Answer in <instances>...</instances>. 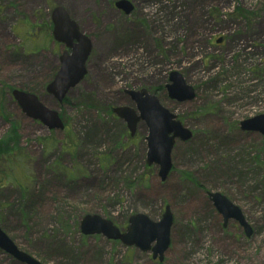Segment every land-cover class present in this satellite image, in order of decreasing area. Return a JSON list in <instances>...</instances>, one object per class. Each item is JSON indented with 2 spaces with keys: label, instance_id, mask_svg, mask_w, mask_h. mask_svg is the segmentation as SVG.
I'll use <instances>...</instances> for the list:
<instances>
[{
  "label": "rangeland",
  "instance_id": "rangeland-1",
  "mask_svg": "<svg viewBox=\"0 0 264 264\" xmlns=\"http://www.w3.org/2000/svg\"><path fill=\"white\" fill-rule=\"evenodd\" d=\"M0 0V226L43 264H264V136L240 123L264 113V0ZM122 0H117V3ZM128 5V6H130ZM62 6L92 40L87 74L62 102L47 91L67 46L53 37ZM220 40V41H219ZM196 90L169 96L170 73ZM146 88L193 131L177 139L162 181L147 164L148 127L131 136L113 109L136 107ZM40 97L64 129L32 119L14 90ZM19 138V139H18ZM221 192L251 224L223 218L207 192ZM174 217L165 259L102 235L80 221L99 214L125 229L135 213ZM0 264H27L0 249Z\"/></svg>",
  "mask_w": 264,
  "mask_h": 264
},
{
  "label": "water",
  "instance_id": "water-1",
  "mask_svg": "<svg viewBox=\"0 0 264 264\" xmlns=\"http://www.w3.org/2000/svg\"><path fill=\"white\" fill-rule=\"evenodd\" d=\"M117 5L128 13L133 9L128 0H122ZM53 22L55 39L65 43L71 49L70 53L65 51L61 56L60 69L47 87V91L62 102L69 90L77 86L87 74L86 62L93 45L91 38L80 31L77 23L70 18L67 10L62 6L53 10ZM170 80L171 83L167 85V90L172 99L185 102L196 97L195 88L189 85L180 72L172 71ZM127 93L136 102L137 107L121 105L115 107L113 112L119 118L126 120L132 136L136 133L139 122H146L149 129L146 138L148 142L147 164L158 165L159 176L162 181H165L172 167L171 156L177 139L188 141L193 137V132L175 113L161 103L158 96L150 93L146 88L131 89ZM13 94L27 116L41 121L50 129L65 128L59 113L46 106L37 95L18 89L14 90ZM241 128L264 135V114L242 121ZM208 195L223 216L224 226H227L230 219H234L244 228L247 235H251L252 227L238 205L221 192H208ZM173 222V213L167 206L159 221L152 220L144 213L132 215L125 231H122L112 220L99 214L84 216L80 228L85 235L103 234L109 239L121 240L123 244L136 246L142 251L152 250L153 258L163 261L171 244ZM0 248L27 264H43L22 251L1 226Z\"/></svg>",
  "mask_w": 264,
  "mask_h": 264
},
{
  "label": "trees",
  "instance_id": "trees-1",
  "mask_svg": "<svg viewBox=\"0 0 264 264\" xmlns=\"http://www.w3.org/2000/svg\"><path fill=\"white\" fill-rule=\"evenodd\" d=\"M16 132H17V126L14 125L12 130H11V135L9 137L6 136L4 139H2L0 141V156H4L5 155V151H6V153H9L10 152L9 149H11V143L12 142H17V139L14 140V141L12 140V135H13L12 133H14L13 136L15 137ZM16 137H18V135H16Z\"/></svg>",
  "mask_w": 264,
  "mask_h": 264
},
{
  "label": "flooded vegetation",
  "instance_id": "flooded-vegetation-1",
  "mask_svg": "<svg viewBox=\"0 0 264 264\" xmlns=\"http://www.w3.org/2000/svg\"><path fill=\"white\" fill-rule=\"evenodd\" d=\"M114 8H115V10H117L119 13H125L122 9L123 8H121V7H119L118 5H117V0L114 2ZM134 7V6H133ZM134 9H135V7H134ZM133 10V9H132ZM80 27V26H79ZM74 42H76V41H74ZM128 96L130 97V95L128 94ZM131 98V97H130ZM145 124H146V122H145ZM126 125H127V123H126ZM147 125V124H146ZM148 127V126H147ZM128 128V127H127Z\"/></svg>",
  "mask_w": 264,
  "mask_h": 264
}]
</instances>
